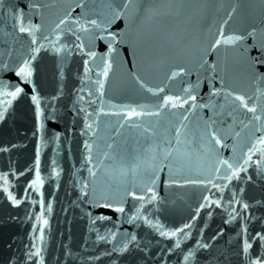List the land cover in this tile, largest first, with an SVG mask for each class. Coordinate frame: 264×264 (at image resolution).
<instances>
[{
	"label": "snow or ice",
	"instance_id": "6c2138e0",
	"mask_svg": "<svg viewBox=\"0 0 264 264\" xmlns=\"http://www.w3.org/2000/svg\"><path fill=\"white\" fill-rule=\"evenodd\" d=\"M53 7L48 0H0V22L6 29L3 35L23 49L14 62L0 61V74H13L0 78V123L8 119L16 102L26 99L35 121L33 135L44 143L48 135L46 122L57 121V104L64 90L61 86L53 94L42 92L38 83L42 53L54 57L60 65L73 56L81 57L83 76L72 104V110L82 120L80 135L87 137L82 141L81 168L88 176L76 181L80 205L112 209L127 223L147 231V237L111 229L101 234L91 225L111 217L100 215L93 219L92 213L82 207L89 219V231H94L96 241L106 247L98 255L81 256L65 246L63 259L58 257L56 264H68L70 260L73 264L77 260L79 264H101V256L108 258V264H264V196L245 198L248 185L257 182L254 177L264 181V71L258 67L264 66V32L258 45L246 44L247 36L255 39L257 28L250 26L249 32L247 28L231 27L237 6L230 5L216 31L209 29L204 42L187 61L170 65L159 83H153V65L145 66L141 57L143 74L132 71L129 76L138 86L137 91L155 98L152 102L133 105L108 101L106 109L105 85L114 68L125 63L122 49L126 53L131 47L136 56L145 24L163 25L166 19L178 17L193 5L180 0L148 4L139 0H104L101 12L90 8L85 0H73L60 6L62 14L55 20H49L46 13ZM195 7L207 9L215 5L201 3ZM77 8L81 11L74 15ZM162 9L169 12L161 14ZM36 17L39 23L34 22ZM119 20L126 22L125 28L113 29ZM97 41L104 42L105 52L95 50ZM253 47L258 49L256 56L250 55ZM213 55L215 59L210 60ZM228 55L239 60L240 78L225 63ZM90 62L98 69L95 80ZM193 67L195 81L189 79ZM201 76L208 81L207 99L199 93ZM58 77L61 82L66 79L63 67ZM173 82L180 87L175 88ZM102 116L116 118L111 125L112 135L107 138L100 135ZM104 126L107 128L110 122ZM126 133L133 134L131 142ZM49 139L58 142L60 133L53 131ZM15 148L11 141H0V155L8 158L6 170L0 171V198L18 207L33 190L38 194L39 215L29 217L26 213V218L36 221L32 235L7 264H49L45 232L49 220L45 213L52 212V205L42 198L40 147H36L33 166L26 169L14 167L11 153ZM229 148L232 155L225 157L222 150ZM51 164V176L59 178L56 160ZM162 173L166 188L200 189L197 203L180 224L168 225L158 218L164 204L157 191ZM102 175L115 185L114 190L97 187ZM20 177L25 179L21 181ZM17 184L22 189H16ZM129 197L133 204L126 213ZM36 203L37 200L29 201L30 205ZM202 211L205 218L216 215L222 225L233 230L232 239L223 248L218 249L215 242L224 236L225 228L221 226L205 237L207 224L201 218Z\"/></svg>",
	"mask_w": 264,
	"mask_h": 264
},
{
	"label": "water",
	"instance_id": "95a60500",
	"mask_svg": "<svg viewBox=\"0 0 264 264\" xmlns=\"http://www.w3.org/2000/svg\"><path fill=\"white\" fill-rule=\"evenodd\" d=\"M54 7L46 13L49 20H55L57 16L62 14L63 4L73 2V0H48ZM143 4L148 3H170L173 0H139ZM188 5H193L180 13V15L172 16L166 19L163 25L153 24L151 22L144 26V37L138 47V54L133 56L132 48L128 47L125 55V63L122 67L117 66L110 73L109 79L105 85V108L108 107V101L114 104H139L150 103L155 98L143 91H137L138 86L135 85L129 72H142L141 57H143L144 65H153V83H159L164 78V73L170 65L183 64L187 61L189 55L204 42L205 34L209 29L211 32L216 31L219 21L223 18L227 11H230V5H236L237 11L233 14L230 21L231 27L237 30L245 28L251 32L250 26H255L257 32L255 39L251 35L247 36L245 43L248 45L259 44L264 32V0H180ZM27 3V0H24ZM86 5L97 11H103L100 5L104 0H85ZM201 3L215 5L207 9L195 7ZM223 5L224 7H220ZM80 9H74V15L79 14ZM161 14L169 12L167 9L160 10ZM39 23V17L34 20ZM126 26L124 20H119L113 25V29H123ZM4 25L0 22V61L14 62L22 53L19 43L12 44L11 37L3 35ZM10 31V28L7 29ZM210 38V36L208 37ZM8 41L6 43L5 41ZM95 50L98 53L105 52L106 46L103 41L96 42ZM11 55V61L8 60ZM250 55H258V49L253 47ZM41 60V73L38 83L41 85L42 92L45 94H53L59 87H63L64 95L57 104L58 119L53 122L49 119L47 123L48 135L44 143H40L39 136L33 135L34 132V116L29 107L30 102L26 99H20L16 102L14 110H10L8 119L0 123V141H11L16 145L11 153V159L16 169L33 166L35 150L37 145L40 147L41 163L40 171L44 179L42 188L43 199L46 203H51L52 212L45 213V217L49 220V228L45 229L47 240V259L49 264H56L57 258L63 259V250L67 246L71 248L73 253L81 256L98 255L106 247L103 242H97L96 233L90 232V224L88 217L82 211V207L92 213V218L100 215L111 217V220H96L92 228L99 230L104 234L107 230L123 232H134L138 236L147 237V231L137 229L133 225L126 222L125 217L120 213H116L112 209L103 207H93L91 205H80V191L77 180L87 178L88 174L81 168V153L83 151L82 141L87 138L80 135L82 128V120L76 116L72 110V104L75 101V90L80 87V77L83 76L82 60L79 56H73L65 65L57 63L54 57L43 54ZM87 59V57H85ZM210 60L215 56H210ZM225 63L232 70V74L238 78L241 77L239 60L232 55L225 58ZM92 68L91 76L95 80V73L98 69L90 62ZM63 67L66 79L61 82L58 77V70ZM260 71H264V66H258ZM196 69L193 67V73L190 80H196ZM12 73L0 74V78L7 79L12 77ZM202 83L199 93L205 99L208 98V81L201 76ZM85 85L88 81H84ZM219 87V81H216ZM175 88L180 87L179 83L173 82ZM173 84L169 86L172 87ZM87 96V88L84 93ZM98 95V94H97ZM79 107V105H77ZM91 110V109H89ZM207 114V110H205ZM115 117H101L104 123L110 122L107 128L104 123L101 125L100 135L107 138L112 135L111 125L115 124ZM53 131L60 133V140L53 142L51 137ZM130 137L132 133H126ZM232 141L229 140V144ZM225 157L231 156V149L222 150ZM55 159L56 167L60 170V177L51 176L53 165L51 161ZM8 163L6 156L0 155V171H4L5 165ZM204 161V166H207ZM251 174V169L249 170ZM192 174H195L194 172ZM27 175H31L30 173ZM165 174H161V182L157 185V191L163 198L164 204L162 211L158 213V218L168 225L180 224L187 219L190 211L195 206L200 196V189L195 186H187L186 188H166L163 180ZM21 181L25 177L19 178ZM256 179L255 184H249L245 193V198L255 197L257 199L264 196V181ZM235 183V182H234ZM97 187L108 191L115 188L106 176L98 177ZM16 189H22L21 184L16 185ZM19 198V191H17ZM30 200H37L35 205H30ZM133 201L129 197L125 203L126 213L132 207ZM145 207H150L145 205ZM39 215V199L38 194L33 190L29 191L28 200H25L20 206H10L3 198H0V264H7L10 256L19 254L24 246L29 242L32 235L31 229L36 221L32 218H26ZM201 218L207 224L204 228L205 237L215 233V231L223 226L225 228L224 236L219 238L215 244L216 247L223 248L227 241L232 239L234 233L228 225H222L220 218L213 215L211 218H205L203 211ZM256 215H260L256 212ZM38 235V233H37ZM195 235V233H194ZM101 264H108V258L101 256ZM68 264H73L69 261ZM75 264H79L77 260Z\"/></svg>",
	"mask_w": 264,
	"mask_h": 264
}]
</instances>
